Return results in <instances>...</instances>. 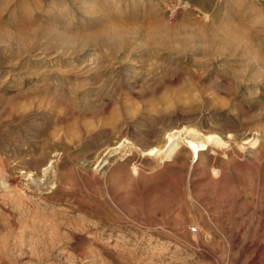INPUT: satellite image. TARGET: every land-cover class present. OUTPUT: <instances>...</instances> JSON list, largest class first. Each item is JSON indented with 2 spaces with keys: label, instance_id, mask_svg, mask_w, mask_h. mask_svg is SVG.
I'll return each mask as SVG.
<instances>
[{
  "label": "rangeland",
  "instance_id": "rangeland-1",
  "mask_svg": "<svg viewBox=\"0 0 264 264\" xmlns=\"http://www.w3.org/2000/svg\"><path fill=\"white\" fill-rule=\"evenodd\" d=\"M184 125L223 141L145 150ZM259 129L264 0H0V264H264Z\"/></svg>",
  "mask_w": 264,
  "mask_h": 264
},
{
  "label": "bare ground",
  "instance_id": "bare-ground-1",
  "mask_svg": "<svg viewBox=\"0 0 264 264\" xmlns=\"http://www.w3.org/2000/svg\"><path fill=\"white\" fill-rule=\"evenodd\" d=\"M199 7V10L198 11H202V10H204V8L202 7V6H198ZM207 7V6H206ZM227 17V16H226ZM195 21V20H194ZM193 21V22H194ZM198 22V21H197ZM199 23V22H198ZM198 23H197V25H198ZM201 23V22H200ZM196 24V23H195ZM157 26V25H156ZM160 26V25H159ZM195 26V25H194ZM193 26V27H194ZM178 27V26H177ZM187 25L186 24H183L182 25V29L183 30H185V31H188L187 30ZM193 27H192V29H193ZM195 28H196V26H195ZM169 30V32H170V34L169 35H167V33H158L157 32V30H156V28L155 27H153L152 28V34H151V38L153 39V40H155V42H157V43H159L160 45H165V46H170V47H177L178 46V44L180 43L181 45H184L186 42H188L189 40H191V38H192V35L193 34H190V33H188V34H186V35H184V36H181V35H179V34H177L176 33V31H174L172 28H168ZM198 29V28H197ZM221 29V28H220ZM194 30V29H193ZM200 30V29H199ZM214 30V29H213ZM237 30V29H236ZM207 31V30H206ZM191 32V31H190ZM213 32V31H212ZM218 32H220V31H218ZM217 32V33H218ZM199 33V32H198ZM197 33V34H198ZM235 33V32H234ZM233 33V34H234ZM237 33V32H236ZM213 34V33H212ZM244 34H245V32H244ZM214 35V34H213ZM216 35V34H215ZM218 35V34H217ZM219 35H221V34H219ZM194 36V35H193ZM194 37H197V39H196V44L195 45H199V46H201V45H204V44H206V46L207 45H213V44H210L209 43V41H211L210 39H209V35H208V33H206L205 34V32H201V33H199L198 34V36H194ZM193 37V38H194ZM215 36H213V38H214ZM218 37V36H217ZM224 37V36H223ZM233 37V36H232ZM227 38H229V37H227ZM182 39H188L185 43H181V41L180 40H182ZM230 39V38H229ZM219 40H220V42H222V38L221 37H219ZM231 40H232V38H231ZM246 40H248V39H246ZM245 40V41H246ZM180 41V42H179ZM234 41V40H233ZM251 41V40H250ZM153 42V41H152ZM237 42V41H236ZM243 42H244V40H243ZM243 42H237V43H242L243 44ZM154 43V42H153ZM224 44H229V45H232L233 46V42H230V41H226V38H225V41L223 42ZM251 43H252V41H251ZM240 44H236V46H238V45H240ZM247 44V43H246ZM249 44V43H248ZM219 46V45H218ZM226 46H228V45H226ZM225 46V47H226ZM248 46V45H247ZM188 47V46H187ZM186 47V48H187ZM230 47V46H229ZM234 47H235V45H234ZM239 47V46H238ZM244 47H246L245 45H244ZM200 48V47H199ZM236 48V47H235ZM240 48H242V46L240 47ZM239 48V49H240ZM228 49V48H227ZM243 50H244V48H243ZM247 50L248 49H246V51L245 52H247ZM220 51H222V50H220ZM245 52H243V53H238L239 55H241L242 56V58H244L245 57V59H244V62H245V65H244V67L245 68H247V66H251L250 68H252V67H254V64H257V63H259V62H261V60H262V58H257V56L255 55H253V56H247L246 54L248 53H245ZM260 66V65H259ZM236 82V79H231L230 80V82H229V84H233V83H235ZM73 113V112H72ZM69 116V113H68V111H67V113H65V117H68ZM258 132H260V129H259V131H256V132H250V134L249 135H247V133H245V134H243L242 135V137L240 138V139H244L245 141L244 142H238L237 143V139H236V137L234 136V135H229L228 136V138L227 139H224L225 140V143L226 144H228V147L230 148V149H233L234 148V146L232 145V144H240V146L242 147V149H244V147H243V145H241V144H244V143H251V145L249 146V150L247 151L248 152V155L247 156H249V157H251V158H253V159H256V160H259L260 159V157H259V155H258V150H259V147H256L257 145L256 144H258V142H261V141H263L264 139H263V136H259V134H258ZM213 134L214 135H218V134H216V133H205V132H203L202 130H200L198 127H196V126H191V125H184V126H182V127H179V128H177V129H175L174 131H171V132H169L168 134H167V137H166V139H165V141L162 143V144H160V145H152V146H149V147H147V148H145V150L147 149L148 150V152H154V151H157V152H159L160 154H161V157H164V158H166L165 156H170L171 155V153H172V151H174V150H178V148L181 146H183V147H185V148H188L190 151H191V153H192V155H193V157L195 158V160L196 159H198L199 157H200V154H201V152H202V150H203V148H205L206 146H207V144H208V142H211V143H219V144H221L222 143V141H223V137H221V136H219L218 135V137L215 139V140H213L214 138H212V136H213ZM251 136V137H250ZM260 137H262V138H260ZM167 142H172L171 144H168L167 145ZM224 143V142H223ZM111 143H108L107 145H105L103 148H101V149H99L97 152H96V154H95V158L92 160V159H88V158H85L83 161H80L79 163L83 166L84 164H85V162H86V164L85 165H90V163H92V161H95V162H98V164H97V166L95 167V168H97L99 165H103L102 166V168L104 167V165H105V163H107V162H110V161H112L111 159H109V152L111 151V149H112V147H111ZM171 145V146H170ZM117 146V145H116ZM165 146H170L169 147V149L170 150H168L167 149V152H164L163 153V148H165ZM238 146V145H237ZM240 146H238V147H240ZM246 147V146H245ZM174 153V152H173ZM160 156V155H159ZM160 157V158H161ZM113 159V161H114V158H112ZM30 160H31V157H30ZM102 161H104L103 163L104 164H101V162ZM115 162V161H114ZM33 163V162H32ZM91 166V165H90ZM46 168V167H45ZM101 168V169H102ZM26 171V173L27 174H29V175H34L33 176V180H36V182H37V186H39V187H41V186H43V189H45L46 190V188H48V187H50V186H47V187H44V185H45V183L46 184H48V181L47 180H49V179H47V180H45L44 182H41L42 180H41V176L43 175L44 176V174L45 173H43V174H41V175H39L37 172H33V170H30V169H28V170H25ZM24 171V172H25ZM43 171V170H42ZM213 171H214V173H217L218 172V169H216L215 167L213 168ZM105 172H106V169L105 170H103L102 172H101V174H105ZM40 173V172H39ZM42 173V172H41ZM45 179V178H44ZM49 189V188H48ZM49 192V191H48ZM49 194L50 193H48V196H49Z\"/></svg>",
  "mask_w": 264,
  "mask_h": 264
}]
</instances>
